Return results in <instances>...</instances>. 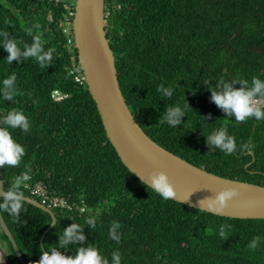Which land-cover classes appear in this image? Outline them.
Returning <instances> with one entry per match:
<instances>
[{"label":"trees","instance_id":"16d2710c","mask_svg":"<svg viewBox=\"0 0 264 264\" xmlns=\"http://www.w3.org/2000/svg\"><path fill=\"white\" fill-rule=\"evenodd\" d=\"M67 3L0 0V32L21 49L40 35L45 50H52L50 66L41 68L33 58L8 64L9 53L0 47V81L15 72L23 93L13 102L0 98V117L15 107L31 124L27 133L12 132L25 155L15 167L0 168L4 189L27 173L25 184L41 181L53 194L88 207L85 214L53 210L56 223L50 229L52 217L30 203L19 221L1 212L26 263L37 264L41 249L58 244L59 233L73 222L84 226L87 241L109 258L118 249L122 264H264V240L255 250L248 248L254 236L264 237V220L224 218L163 200L124 166L107 138L77 50L68 46L60 26ZM105 15L121 90L144 132L209 173L264 186V121L237 124L211 101L203 83L215 85L219 77L264 79V0H105ZM78 75L82 82H76ZM160 84L172 87L173 95L162 98L156 92ZM54 91L66 97L56 100ZM185 101L184 124L159 123L166 107ZM225 124L237 145L248 143V150L226 155L209 148L206 135ZM23 190L32 197L25 185ZM89 216L96 219L95 228L85 224ZM113 221L120 224L118 243L108 235ZM222 224L232 226L225 230L227 238L218 235ZM0 242L9 264H20L1 228ZM61 251L73 255L74 248Z\"/></svg>","mask_w":264,"mask_h":264},{"label":"clouds","instance_id":"9594fccd","mask_svg":"<svg viewBox=\"0 0 264 264\" xmlns=\"http://www.w3.org/2000/svg\"><path fill=\"white\" fill-rule=\"evenodd\" d=\"M65 9L66 13L61 22L69 12H74V16L71 20V34L68 35L64 30L63 32L67 35V44L68 39L71 38L73 45L70 47L76 49L73 33L75 4L68 2L65 4ZM0 47L9 53L6 57L8 64H12L13 61L21 62V58H33L41 68L50 66L49 61L52 59V50H45L40 35H34L31 44H25L23 49H21L15 40L9 38L6 33L0 32ZM73 60L75 59L73 58ZM16 80L17 76L13 72L0 81V98L13 102L17 95H23L16 86ZM210 81L205 80L203 83L208 86L211 92V101L227 117L234 116V121L237 124L246 122L249 118H254L256 121H264V79L254 75L250 81L242 77L230 79L219 77L215 80L218 82L215 85L211 84ZM237 84L240 87L237 88ZM173 91L172 87H165L163 84L158 85L156 88V92L160 93L162 98L171 97ZM188 107L189 104L186 101L184 105L176 104L166 107L160 117L159 123L177 128L182 123L184 124L182 118L187 114L186 110ZM30 128V119L22 109L10 108L6 115L0 117V168L4 166L15 167L19 164L25 155V148L23 144L13 137L12 132L18 129L21 132L27 133L30 131ZM206 141L211 150L218 148L220 152L226 155H232L237 152L242 153L249 149L248 143L237 145L236 138L229 133L226 124L213 129L210 134L206 135ZM28 179L27 173L19 175L13 182L8 183L3 194L0 195V212L7 211L17 221H19L27 203V197L23 189ZM141 179L143 183L156 192L163 200L175 199L177 192L169 176L164 171L153 172L148 180L142 177ZM236 195L237 193L234 189H225L215 196L201 200L199 203L201 208L207 211L222 212L227 207L229 200ZM52 223H56V221L53 219ZM85 224L90 229L95 228L96 219L89 216L85 219ZM231 227L230 224L220 225L218 235L221 238H227L225 230ZM119 228V222L113 221L108 229L109 238L117 243L121 240ZM84 229L85 227L81 224L72 222L62 230V233H59L58 244L47 245V250L41 249V256L37 264H122V255L118 249L113 250L109 258L94 244L87 241ZM262 240H264V237L259 235L254 236L249 242L248 248L255 250ZM70 246L74 248L73 255H66L61 251V249H69Z\"/></svg>","mask_w":264,"mask_h":264},{"label":"water","instance_id":"95a60500","mask_svg":"<svg viewBox=\"0 0 264 264\" xmlns=\"http://www.w3.org/2000/svg\"><path fill=\"white\" fill-rule=\"evenodd\" d=\"M106 25L105 0H76L73 33L78 63L107 138L124 166L142 183L141 177L148 180L153 172L164 171L177 192L172 200L178 203L224 218L264 220V186L223 178L190 164L154 142L135 121L121 90ZM225 189H234L237 195L229 200L222 212L201 208V200ZM4 190L0 176V195ZM27 203L45 211L52 221H56L54 212L36 199L27 197ZM54 225L52 223L49 229ZM0 228L19 263L27 264L1 212ZM5 261L9 264L6 257Z\"/></svg>","mask_w":264,"mask_h":264},{"label":"built area","instance_id":"2783aa9c","mask_svg":"<svg viewBox=\"0 0 264 264\" xmlns=\"http://www.w3.org/2000/svg\"><path fill=\"white\" fill-rule=\"evenodd\" d=\"M73 16L74 12H69V14L65 16L64 20L61 22V26L63 27L64 32L68 35L71 34V20ZM68 45H73V41L71 38L68 39ZM75 80L76 82H82V79L79 75L75 77ZM65 97V95H62L58 91H54L52 94V98L56 100H62ZM25 187L29 190L32 197H34L42 205L50 210L59 209L61 211H66L69 213L78 211L80 214H85L88 211V207L83 201L82 203H80V205L70 203L66 198L53 194L41 181L33 184L26 183Z\"/></svg>","mask_w":264,"mask_h":264},{"label":"rangeland","instance_id":"374dc122","mask_svg":"<svg viewBox=\"0 0 264 264\" xmlns=\"http://www.w3.org/2000/svg\"><path fill=\"white\" fill-rule=\"evenodd\" d=\"M69 3L75 4L76 0H67ZM6 257V247L3 243L0 242V264H7L5 261Z\"/></svg>","mask_w":264,"mask_h":264}]
</instances>
